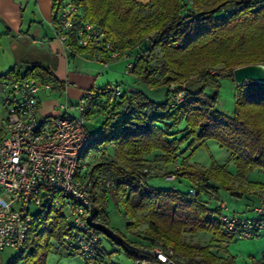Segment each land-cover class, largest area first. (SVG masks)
Listing matches in <instances>:
<instances>
[{"label":"trees","instance_id":"1","mask_svg":"<svg viewBox=\"0 0 264 264\" xmlns=\"http://www.w3.org/2000/svg\"><path fill=\"white\" fill-rule=\"evenodd\" d=\"M74 2L82 8L87 19L108 29L115 45L134 55L133 75L138 80L151 88L167 87L162 102H156L136 89L114 94L107 85L94 91V101L103 100L105 108L117 117H106L91 143L101 151V156L106 154L109 145L116 155L112 161L103 160L91 166L93 174L105 167L115 178L113 187L106 189L96 175L101 192L99 198L96 193L93 197L95 215L99 218L106 213L108 192L115 196L125 194L120 202L124 215L130 220L126 227L130 229L146 223L143 230L146 239L149 242L158 240L169 247L175 264H183L181 259L192 264H237L235 256L227 252L218 254L209 244L188 243L184 235L207 232L217 241L225 242L228 237L214 216L215 205L222 199L221 191L240 198L262 186V182L244 184L237 179L254 170H264V84L248 81L237 86L232 114L220 111L217 103L220 78L233 80L235 67L264 63V0ZM229 5L232 9L224 11ZM221 10L224 13L219 14ZM158 48L159 57L156 58ZM76 51L92 50L77 48ZM33 76L41 77L54 90L63 88L46 68L39 65L32 66L24 74L14 67L1 78L15 81ZM192 76L201 82V86L194 90L185 86L183 103L172 108L168 99L170 85L185 82ZM90 113L88 109L87 115ZM182 122L183 134L178 137L179 131L171 129ZM210 139L230 151L235 174L216 162L208 168L195 169L180 159L179 174H189L200 183L195 195H189L186 190L138 184L135 169L144 166V155L159 151L154 156L156 160L165 165L174 164L178 153L189 150L187 158H191L197 148L204 147L205 141ZM39 216L43 222H38V216L35 217L37 223L25 246L26 264H46L51 240L61 243L68 230L65 216L53 211L51 205H47ZM102 232L122 246L125 254L136 263L144 258L141 248L119 232L107 227ZM103 251L102 246L93 262L107 264ZM253 264H264V250L261 260H255Z\"/></svg>","mask_w":264,"mask_h":264},{"label":"built area","instance_id":"2","mask_svg":"<svg viewBox=\"0 0 264 264\" xmlns=\"http://www.w3.org/2000/svg\"><path fill=\"white\" fill-rule=\"evenodd\" d=\"M75 0H54L52 27L54 37L68 49L88 48L104 66L110 60H122L124 73L133 75L134 55L115 45L108 29L87 19ZM106 58V61H102ZM185 84L172 83L168 99L172 108L179 107L186 94ZM114 94L121 92L117 83L108 85ZM52 90V85L40 77L5 81L0 84V105L5 111L4 132L0 133V250L15 251V256L0 264H26L28 234L38 222L40 213L51 205L62 213L68 230L61 244L77 252L87 262L96 259L102 250V229L95 215L93 197L97 192L96 174L91 172L88 151L96 134L85 128L87 111L94 101V92L80 95L75 104L77 114L69 112L67 103L60 104L62 112L54 117L38 116V94ZM117 119L115 115H111ZM101 152L96 157H100ZM178 159V157H176ZM174 161L173 172L166 178L175 179L181 172V161ZM157 168L142 167L137 182L145 187L147 177L159 175ZM189 195L196 194L200 183L189 174ZM115 178L106 185L113 186ZM258 203L249 216L228 210L224 201L215 205L214 216L220 221L228 244L233 239L256 237L264 231V181L256 191ZM140 264H175L173 251L155 240L141 249Z\"/></svg>","mask_w":264,"mask_h":264},{"label":"crops","instance_id":"3","mask_svg":"<svg viewBox=\"0 0 264 264\" xmlns=\"http://www.w3.org/2000/svg\"><path fill=\"white\" fill-rule=\"evenodd\" d=\"M136 1L147 3L149 0ZM53 7L54 0H0V84L5 81H12L5 80L1 76L14 67L18 68L21 74H24L27 69L39 65L46 68L63 85L61 91L54 90L52 87L51 91L41 90L39 92L38 116L40 118H50L60 114L62 112L60 104L63 103H67L70 106L69 112L74 113V106L82 93L88 90L94 92L112 83H117L120 86L119 81L116 79L117 75L126 76L122 60H110L104 66L101 61L95 59L93 51L77 52V48L68 49L56 40L52 27ZM132 77L137 79L134 75ZM120 89L123 90L121 86ZM3 126L0 127V133L4 132L1 129ZM207 142L208 140L205 141V146H207ZM108 148H112L113 151L112 145H109ZM91 149L94 150L95 156L101 152L96 147ZM89 152L90 150L87 158ZM159 153V151H153L151 154L144 155V162L151 163V161H155L154 156ZM180 153V158L185 160L186 164L195 165L194 161L191 162L194 159L193 156L187 158L189 150ZM213 162L216 161H212L211 164ZM166 165L169 166V170L171 166L173 167L172 163ZM228 171L235 174L234 169ZM257 172L259 175L257 180L249 179V174L245 177L248 178V181L261 183L264 181V170H257ZM256 190L254 189L251 195L244 194L241 199L236 198L237 200H233L232 198L234 205L231 208L224 197L225 195L230 197L227 193H221L222 199L220 201L226 203L228 210L249 216L258 203ZM228 244L222 246L224 248L222 254L224 255L227 252ZM4 250H0L1 261H3L2 253ZM103 250L105 254L107 251L104 246ZM106 255H109V253H106Z\"/></svg>","mask_w":264,"mask_h":264},{"label":"rangeland","instance_id":"4","mask_svg":"<svg viewBox=\"0 0 264 264\" xmlns=\"http://www.w3.org/2000/svg\"><path fill=\"white\" fill-rule=\"evenodd\" d=\"M232 9V6H226L223 10L229 11ZM224 11H220V13H224ZM156 58L159 57V48L156 50ZM125 74V73H124ZM117 81H119L120 86L123 88L121 91H125L127 89H136L141 92H143L145 95H147L150 99L156 101V102H162L166 98L167 93V87L165 85H160L157 87H148L145 83H143L140 80H137L133 78L132 76L128 75H117L116 77ZM106 80V79H102ZM113 81L115 79H112ZM185 86L189 89H197L199 86H201V82L197 81L195 77H188L186 78L184 82ZM219 84V98L217 103V108L226 113V114H232L234 107H235V98L237 95V86L235 85L234 81L230 78H220L218 80ZM75 109V108H74ZM73 109V110H74ZM90 114L87 115V122L85 124V128L88 132H98L102 122L106 117L111 115V112H109L105 108V104L103 100L96 99L92 102L90 106ZM74 112V111H73ZM72 114H77L75 111ZM5 111L0 105V127L1 125H4V119H5ZM183 127L184 123L182 122L180 125L173 127L171 131H179L178 137L183 134ZM94 133V134H95ZM186 144L182 145V149H184ZM186 151H183L184 153ZM106 154H103V156H100L99 158L95 156V152L93 149H90L89 157L87 158L89 161V164L92 166L95 163H98L100 161L106 160V161H112L116 159L115 153L112 151V148H108L105 152ZM180 154L178 153V161H180ZM194 159L191 161L195 165H190L191 167L195 169H205L206 166L210 165L212 161H216L220 165H223L226 167L227 170H235V165L232 161V156L230 151L227 149L220 147L219 144L215 140H208L207 146L199 147L197 148V151H195L193 155ZM155 159V157H154ZM185 161V160H183ZM170 164V163H169ZM184 165V162H183ZM149 166L150 168H157L160 171L159 175H153L150 177H147V184L158 188V189H166V188H173L181 191H185L188 189L189 182L179 172H175V179L169 180L166 177L171 175L173 172V167L165 165L164 163L160 162L159 160H153L151 163H145L143 167ZM141 169V168H140ZM140 169L136 168L135 173H139ZM137 170V171H136ZM181 171V170H180ZM96 175L99 177V182L104 184L106 189H111L113 186L108 187L106 183L109 182L111 178H114V176L110 175L108 170L105 167H102L100 171L96 173ZM259 175L257 170L252 171L249 173L248 177L249 179L257 180ZM238 182H243L244 184L248 183V178L243 176L237 179ZM149 182V183H148ZM236 182V184L238 183ZM257 191V190H256ZM255 191V192H256ZM101 189H99V186H97V192H96V198L100 196ZM108 203L106 204L107 213L104 214V216L99 217L100 222L105 225L107 228H111L114 231L119 232L125 238H127L130 242L138 245V247L145 248L149 245L148 239L143 234V230L147 226L146 223H141L139 226H134L130 229L126 227V224L130 221L126 218L124 215L123 206L121 205L120 200L125 198V194H119V196H115L114 193L111 194V192H108ZM221 193L225 194L224 191H221ZM246 194H252V191H249ZM225 199L228 201V204L231 208L234 204L232 203L233 200H235L237 197L232 196H224ZM233 198V200H232ZM242 197H240L241 199ZM245 198V197H244ZM239 199V198H237ZM236 199V200H237ZM246 199V198H245ZM232 203V204H231ZM140 213H138V216L140 217ZM31 234L28 235V241L27 244L30 242ZM184 240L188 243H199L201 245L209 244L211 246V249L218 253L222 254L224 249V243L222 241H217L212 235H210L207 232H197L194 234H185ZM224 244V245H223ZM103 246L105 247L106 253L109 255L105 256V261L107 264H140L139 262H135L133 259L129 258L122 246L114 243L109 239L108 237H103ZM223 246V247H222ZM264 250V231H262L258 236L247 238V239H233L229 242L227 246V253L235 256L236 263L237 264H253L255 260L261 259V254ZM15 256V251L7 249L4 250L2 253V260L4 262H7L9 259L13 258ZM109 256V257H108ZM183 264H192L186 259H181ZM46 264H97L93 261L87 262L84 261L80 255L77 252L71 251L64 247L61 243H57L54 240H51V249L46 259Z\"/></svg>","mask_w":264,"mask_h":264},{"label":"water","instance_id":"5","mask_svg":"<svg viewBox=\"0 0 264 264\" xmlns=\"http://www.w3.org/2000/svg\"><path fill=\"white\" fill-rule=\"evenodd\" d=\"M236 86L248 81L264 84V63H252L235 67L232 71Z\"/></svg>","mask_w":264,"mask_h":264}]
</instances>
